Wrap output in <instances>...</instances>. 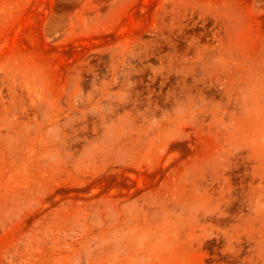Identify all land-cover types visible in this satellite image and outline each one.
Segmentation results:
<instances>
[{"label": "rangeland", "instance_id": "obj_1", "mask_svg": "<svg viewBox=\"0 0 264 264\" xmlns=\"http://www.w3.org/2000/svg\"><path fill=\"white\" fill-rule=\"evenodd\" d=\"M0 264H264V0H0Z\"/></svg>", "mask_w": 264, "mask_h": 264}]
</instances>
